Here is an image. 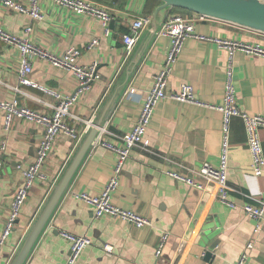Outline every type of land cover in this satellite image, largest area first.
Returning <instances> with one entry per match:
<instances>
[{
	"label": "crops",
	"instance_id": "crops-1",
	"mask_svg": "<svg viewBox=\"0 0 264 264\" xmlns=\"http://www.w3.org/2000/svg\"><path fill=\"white\" fill-rule=\"evenodd\" d=\"M94 1L107 7L112 14L108 34H104L97 17L73 12L52 0H38L41 19L0 6V26L18 36H28L54 52L74 46L78 50L74 59L78 64L97 62V77L77 99L72 111L104 123L109 131L121 134L134 125L144 95L153 84V76L163 65L169 38L159 35L158 31L174 8L165 7L156 12L161 0ZM140 15L148 16L149 21L141 29L130 53L126 54L122 35L130 31L133 19ZM27 25L32 27L29 33L24 30ZM195 29L202 34L264 44V33L215 18L197 20ZM93 38H97L98 43L87 47ZM19 57L16 47L0 41V100L16 98L21 105L48 112L50 108L44 103L16 94L7 86L16 82ZM226 59V51L216 42L188 37L170 72L167 91H178L183 82H188L196 98L220 104ZM32 67L30 77L38 83L64 93L75 90L77 81L69 70L41 58H34ZM233 77L238 106L247 112L264 115V56L236 51ZM23 88L41 99L55 101L37 87L25 85ZM68 122L80 129L84 126L72 119ZM229 125L228 183L249 194L264 195V171L259 175L251 171L244 121L232 116ZM221 126L222 116L218 109L168 97L157 103L147 136L155 150L174 162L133 147L111 195L115 204L150 218L152 226L136 227L107 215L93 217L89 205L75 196L81 191L99 193L115 164V153L94 143L24 264H64L69 243L60 235L61 230L85 234L92 239L74 264H154L155 246L164 230L169 235L162 258L170 264H230L249 239L254 244L248 250L245 264H264V218L260 230L253 235L255 220L242 208L247 200L244 196L230 192L229 199L236 203L231 207L217 198L212 186L197 189L165 173L168 168L182 170V166L196 167L203 162L217 165ZM41 134L40 126L24 119L15 118L5 128L0 110V234L23 169L32 162ZM260 139L264 154V127L260 128ZM76 147L65 135L56 137L43 166L47 178L36 179L31 186L0 248V264L11 263ZM104 243L112 245L111 255L104 253ZM208 250L210 254L205 257Z\"/></svg>",
	"mask_w": 264,
	"mask_h": 264
},
{
	"label": "built area",
	"instance_id": "built-area-1",
	"mask_svg": "<svg viewBox=\"0 0 264 264\" xmlns=\"http://www.w3.org/2000/svg\"><path fill=\"white\" fill-rule=\"evenodd\" d=\"M55 3L65 6L69 10L79 14H89L97 17L104 28V34L109 33V22L112 14L109 9L94 0H52ZM0 6L26 13L33 19H41L42 11L38 0H0ZM207 18L196 12L173 11L163 21L158 31L159 35L169 38V46L165 54L161 69L153 76V84L144 95L139 114L134 125L121 134L111 132L106 129L105 124L99 127V132L94 143L100 144L105 149L112 151L116 155V161L111 175L106 181L104 187L99 193L93 194L86 191L75 193V196L85 202L92 210L93 217L104 215L127 221L136 227L152 226V220L131 208L121 207L115 204L111 195L117 188L120 179V173L123 164L130 154L133 147H140L159 157L174 162L167 155L155 150L151 140L147 136V129L151 121L155 106L163 98H172L178 101L191 102L198 105L218 109L222 116L221 126V147L219 162L213 165L210 162H203L199 166L187 167L183 169L168 168L165 173L175 180L197 188L205 189L212 186L216 192L217 198L224 204L234 207L236 203L229 199L230 192L238 193L247 200L242 204L244 212L254 220L253 232L255 235L262 226L264 218V195L257 196L249 194L228 183L227 169L228 156L230 150L229 142V124L232 116H239L245 124L246 143L251 156V171L254 174H262L264 171V154L260 139V128L264 127V115L259 113H250L241 109L237 104L236 90L234 86V54L236 51H242L246 54L264 56V44L259 42H250L241 39L225 38L202 34L196 31L195 22ZM149 17L140 15L133 19L129 32L123 33L125 53L128 54L134 47L139 38L140 31ZM30 25L25 26L26 33L31 31ZM188 37H194L199 40L214 41L218 47L224 49L227 53L225 63V80L222 102L220 104H210L196 98L192 84L183 82L178 91H167V82L170 72L175 64L185 40ZM0 41L9 43L18 49L20 54L19 67L16 74V82L7 84L16 94L21 93L30 98H34L45 105L50 110L43 112L33 109L26 105L18 103L16 98L12 100H0V110L3 114V124L5 128L10 126L13 119H24L33 122L42 128V134L39 138L36 154L32 162L23 169V176L18 183L13 198L10 202L9 210L6 216L4 228L0 234V248L10 233L17 219L20 209L24 205L29 190L36 179H46L43 166L45 160L52 152L56 137L63 134L70 138L76 146L83 136L84 131L93 124L91 117L85 118L72 111V106L77 99L82 96L91 86L93 80L97 77L98 63L93 61L82 65L75 62L78 50L74 46L68 47L61 52L51 51L31 40L28 36H18L12 32L3 29L0 26ZM97 38H93L87 47L97 44ZM41 58L49 61L51 64L69 70L76 78L77 85L73 92L64 93L55 88L44 86L30 77L32 71V60ZM29 85L41 89L43 92L54 97L51 102L41 99L26 91L23 86ZM72 119L75 123H83L82 129L68 122ZM104 133H106L104 135ZM1 148L4 149L2 145ZM60 235L69 243V253L64 264H74L82 250L92 243V239L85 235L74 234L66 230H61ZM168 231H162L155 246L154 255L156 262L154 264H170L162 258V251L168 238ZM254 241L249 239L239 256L231 261L230 264H245L248 257V250L253 247ZM103 251L107 255L113 253V247L110 243H104Z\"/></svg>",
	"mask_w": 264,
	"mask_h": 264
},
{
	"label": "water",
	"instance_id": "water-1",
	"mask_svg": "<svg viewBox=\"0 0 264 264\" xmlns=\"http://www.w3.org/2000/svg\"><path fill=\"white\" fill-rule=\"evenodd\" d=\"M156 12L165 7L182 8L206 17L230 22L264 33V0H161ZM104 123L94 122L83 134L71 160L55 183L47 201L22 241L10 264H24L29 252L43 231L53 210L66 191L76 170L89 149L93 146L99 127ZM210 250L205 254L208 257Z\"/></svg>",
	"mask_w": 264,
	"mask_h": 264
},
{
	"label": "trees",
	"instance_id": "trees-1",
	"mask_svg": "<svg viewBox=\"0 0 264 264\" xmlns=\"http://www.w3.org/2000/svg\"><path fill=\"white\" fill-rule=\"evenodd\" d=\"M174 11L189 12L188 10L182 8H174Z\"/></svg>",
	"mask_w": 264,
	"mask_h": 264
}]
</instances>
